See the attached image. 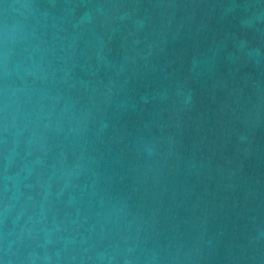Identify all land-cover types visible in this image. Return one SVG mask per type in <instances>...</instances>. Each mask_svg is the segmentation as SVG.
Wrapping results in <instances>:
<instances>
[{
  "label": "water",
  "instance_id": "obj_1",
  "mask_svg": "<svg viewBox=\"0 0 264 264\" xmlns=\"http://www.w3.org/2000/svg\"><path fill=\"white\" fill-rule=\"evenodd\" d=\"M0 264H264V0H0Z\"/></svg>",
  "mask_w": 264,
  "mask_h": 264
}]
</instances>
